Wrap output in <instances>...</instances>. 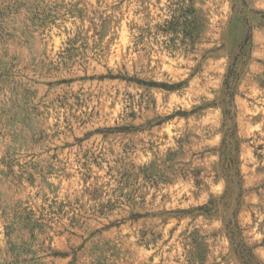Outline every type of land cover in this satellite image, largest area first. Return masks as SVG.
I'll list each match as a JSON object with an SVG mask.
<instances>
[{
    "label": "rangeland",
    "instance_id": "rangeland-1",
    "mask_svg": "<svg viewBox=\"0 0 264 264\" xmlns=\"http://www.w3.org/2000/svg\"><path fill=\"white\" fill-rule=\"evenodd\" d=\"M0 264H264V0H0Z\"/></svg>",
    "mask_w": 264,
    "mask_h": 264
}]
</instances>
